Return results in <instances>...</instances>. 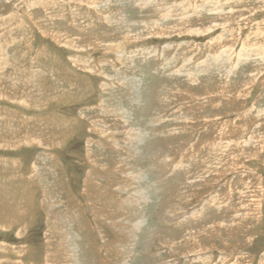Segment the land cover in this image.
Wrapping results in <instances>:
<instances>
[{"label": "rangeland", "instance_id": "obj_1", "mask_svg": "<svg viewBox=\"0 0 264 264\" xmlns=\"http://www.w3.org/2000/svg\"><path fill=\"white\" fill-rule=\"evenodd\" d=\"M263 34L264 0H0V264H264Z\"/></svg>", "mask_w": 264, "mask_h": 264}, {"label": "bare ground", "instance_id": "obj_2", "mask_svg": "<svg viewBox=\"0 0 264 264\" xmlns=\"http://www.w3.org/2000/svg\"><path fill=\"white\" fill-rule=\"evenodd\" d=\"M83 1V0H82ZM100 1V0H99ZM110 1V0H109ZM113 1V0H112ZM116 1H118V0H116ZM154 1H156V0H154ZM158 1V0H157ZM175 1V0H174ZM5 2V1H4ZM95 2V1H94ZM107 2V1H106ZM74 4V3H73ZM85 4V3H84ZM97 4H102V2L101 3H97ZM103 4H104V2H103ZM106 4V3H105ZM120 4V3H119ZM170 4V3H169ZM174 4V3H173ZM210 5V4H209ZM218 5V4H217ZM226 5V4H225ZM159 6V5H158ZM214 6H216V5H214ZM167 7V6H166ZM169 7V6H168ZM223 7V6H222ZM156 8H158V7H156ZM155 8V9H156ZM176 8V7H175ZM173 9V8H172ZM204 9H206V8H204ZM158 11V10H157ZM177 11V10H176ZM220 11L221 12H223L221 9H220ZM219 11V12H220ZM230 11V10H229ZM101 13V12H100ZM109 13L110 14H112V12L111 11H109ZM171 13V12H170ZM172 13H173V11H172ZM174 13H175V11H174ZM159 14V13H158ZM196 14V13H195ZM240 14V13H239ZM80 15V14H79ZM120 15V14H119ZM162 15V14H161ZM178 15V14H177ZM224 15V14H223ZM112 16V15H111ZM114 16V15H113ZM164 16H167V13H164ZM168 16H169V14H168ZM240 16V15H239ZM106 17V16H105ZM128 17V16H127ZM160 17V16H159ZM171 17V16H170ZM241 17V16H240ZM118 18H119V16H118ZM126 18V17H125ZM160 18H162V17H160ZM224 18H226L225 16H224ZM128 19H130V18H128ZM135 19V18H134ZM121 19H119L118 21L121 23V21H120ZM126 20V19H125ZM147 20H149V19H147ZM162 20H163V18H162ZM206 20V19H205ZM118 21H116V22H118ZM124 21V20H123ZM129 21V20H128ZM138 21V20H137ZM227 20L225 19L224 20V22H226ZM229 21V20H228ZM127 22V21H126ZM153 21H151L150 23H152ZM170 22V21H169ZM231 22V21H230ZM33 23V22H32ZM150 23H148V24H150ZM157 23V22H156ZM162 23V22H161ZM187 23V22H186ZM213 23V22H212ZM234 23V22H233ZM122 24V23H121ZM167 24V23H166ZM170 24H171V22H170ZM179 24H181L180 22H179ZM214 24V23H213ZM212 24V25H213ZM218 24H219V22H218ZM223 24V23H222ZM107 25H108V27H109V29H110V31L112 30V32L113 31H115V27H114V20L113 19H110V17H107ZM124 25V24H123ZM128 25V24H127ZM126 25V26H127ZM134 25V24H133ZM139 25H140V23H139ZM142 25V24H141ZM152 25H154V24H152ZM159 25H160V21H159ZM204 25H205V23H204ZM207 25V24H206ZM209 25V24H208ZM144 26H145V24H144ZM149 26V25H148ZM164 26V25H163ZM211 26V25H210ZM202 28H204L203 26H201ZM217 27V26H216ZM221 27V26H220ZM125 28H127V27H125ZM159 28V27H158ZM158 28H156V30L158 29ZM166 28V27H165ZM168 28V27H167ZM192 28V27H191ZM215 28V27H214ZM139 29V28H138ZM205 29V28H204ZM212 29V28H211ZM128 30V29H127ZM41 31V30H40ZM121 31H122V29H121ZM184 31V30H183ZM187 31H189L188 29H187ZM197 31V30H196ZM206 31V30H205ZM129 32V31H128ZM43 33V32H42ZM120 33V32H119ZM124 33H127V32H124ZM160 34V33H159ZM110 35V37L112 36L111 35V33L109 34ZM119 35V34H118ZM127 35H128V33H127ZM264 35V34H263ZM129 36H131L130 34H129ZM95 37H92L90 40H91V42L92 43H90V44H96L97 42H96V39H97V37L95 38V40H92V39H94ZM126 38V37H125ZM99 39H101V38H99ZM119 40V39H118ZM127 40V39H126ZM97 41H98V39H97ZM110 42V41H109ZM66 43V42H65ZM65 43H64V45H65ZM77 42L74 40H72V42L70 43V45L72 44V45H74V48H75V46L77 45L76 44ZM117 43V42H116ZM69 44V43H68ZM76 44V45H75ZM69 46V45H68ZM78 46V45H77ZM81 46V45H80ZM84 46V45H83ZM83 46H81V47H83ZM3 47V46H2ZM77 49V48H76ZM78 49H79V47H78ZM82 49H84V48H82ZM1 50H2V48H1ZM3 51V50H2ZM78 51H83V50H78ZM5 53V52H4ZM224 53V52H223ZM2 54V53H1ZM0 54V66H3V67H5L6 65L8 66V64L9 65H11L12 66V64L13 63H11L10 64V59L9 60H6V55L5 54H2L1 55ZM263 54V53H262ZM138 55V54H137ZM9 57L7 56V59H8ZM254 60V59H253ZM9 61V62H8ZM126 62V61H125ZM203 64H205V65H201V66H197V70L200 68V69H202V67H204V70L205 69H207L206 67L208 66V64L207 63H203ZM211 67V66H210ZM262 67V66H261ZM1 68V67H0ZM258 68V67H257ZM5 69H6V67H5ZM4 70V69H3ZM2 70V71H3ZM14 71H15V73L17 72V70L16 69H13ZM12 70V71H13ZM203 70V71H204ZM1 71V75L3 74V72ZM110 71V70H109ZM207 71V70H206ZM10 72V71H9ZM115 72V71H114ZM188 72V71H187ZM6 73V72H5ZM198 73V72H197ZM17 74V73H16ZM16 74H14V75H16ZM12 75V74H11ZM11 75H10V79L12 78L11 77ZM33 75V74H32ZM39 75V74H38ZM220 75V74H219ZM251 75V77H250V79L248 78L247 79V83H249V81H252L254 78H255V76H254V78H253V76H252V74H250ZM3 76V75H2ZM7 77H8V75H6ZM34 76V75H33ZM37 76V75H36ZM120 76V75H119ZM222 76V75H221ZM224 76V75H223ZM22 77V76H21ZM109 77V76H108ZM124 77V76H123ZM194 75H193V72H189L188 73V76L186 77V79H187V83L188 84H193V80H194ZM251 78H252V80H251ZM3 79L5 80H2V82H1V78H0V96H4L6 93V89L7 90H10V91H13L12 93H15L16 91V89H17V84H16V87H15V82H13V81H11L9 78V80L7 79H5L4 77H3ZM124 79H125V77H124ZM123 79V80H124ZM127 79V78H126ZM135 79V78H134ZM133 79V80H134ZM256 79V78H255ZM27 80V79H26ZM128 80V79H127ZM126 80V81H127ZM129 80H130V78H129ZM258 80V79H257ZM17 81V80H16ZM29 81H30V79H29ZM131 81V80H130ZM134 82V81H133ZM133 82H129L130 83V87H132L133 86ZM223 82V81H222ZM18 83V82H17ZM255 83V82H254ZM135 84V83H134ZM224 84V83H223ZM237 84V83H236ZM244 84H245V82H244ZM232 85V84H231ZM238 85V84H237ZM35 87V86H34ZM228 87V86H227ZM36 88V87H35ZM133 88V87H132ZM136 88V87H135ZM138 88V87H137ZM218 88H220V87H218ZM224 88V87H223ZM240 89H238V93H237V95L239 96V94L241 93V87H239ZM161 89V88H160ZM217 89V88H216ZM215 89V90H216ZM229 89V88H228ZM129 90H131V89H129ZM136 90V89H135ZM222 91H224V89H221ZM232 90V89H231ZM31 91V90H30ZM30 91H29V93H30ZM59 91V90H58ZM233 91V90H232ZM137 92V91H136ZM192 92V91H191ZM35 93V92H34ZM131 93H132V91H131ZM19 94V93H18ZM36 94V93H35ZM207 94V93H206ZM208 94H210V93H208ZM220 94V93H219ZM8 95V94H7ZM14 95V94H13ZM133 95V94H132ZM12 96V95H11ZM11 96H10V99H12L11 98ZM19 96H20V94H19ZM137 96V95H136ZM205 96V95H204ZM9 97V96H8ZM20 97H22V96H20ZM14 101H18V104L19 105H24V106H28V107H31L33 104H31L32 103V100L30 101V102H27L25 99L24 100H21V98H20V100H18V99H16L15 97H14ZM34 102V101H33ZM47 102V101H46ZM222 103V102H221ZM137 104H139V103H137ZM131 105V104H130ZM23 106V107H24ZM34 106H36V105H33V107ZM42 106V105H41ZM32 107V108H33ZM37 107H39V106H37ZM110 107V106H109ZM109 112H111V111H109ZM119 113H120V111H119ZM124 113V112H123ZM127 113V112H126ZM241 113V112H240ZM121 118H122V120L121 121H124L123 122V129L125 130V133L126 134H129V136H127V135H125L128 139H127V141H128V143H130V147H132V146H134L133 144L135 143V142H137L138 143V141H140L141 140V135L140 134H137L135 131V129L134 128H132V126H131V124H129L128 123V121H126L127 119H126V117L125 116H123L122 114L121 115H119ZM204 116V115H203ZM239 116V115H238ZM208 118V117H207ZM195 118L193 117V120H194ZM151 120V119H150ZM198 120V119H197ZM153 121V120H152ZM155 121V120H154ZM210 121V120H209ZM224 124V123H223ZM1 125V124H0ZM100 124H98V125H96L98 128H100L101 129V132L103 133V135H109L110 134V132H113V130L111 129V128H107L106 129V127H103V126H99ZM105 125V124H104ZM95 126V127H96ZM123 130V131H124ZM239 130V129H238ZM14 131V130H13ZM122 131V132H123ZM19 132V131H18ZM18 132L17 133H15V139H16V142H18L19 144L20 143H23V144H25V143H28V144H33V143H35V145H37L36 143H41V141L40 140H43V138L40 136V135H37L38 133L36 132V134H34V136H29V135H27V134H24L23 136H22V134L21 135H19L18 134ZM228 132V131H227ZM226 132V127H225V125H222V128H220V130L218 131V133L214 136V138L213 139H211V140H209V141H206V145L208 146L207 148H212V149H214V150H219L220 152L221 151H223V150H221V149H224V147H220V144L222 143V142H225L226 144L225 145H229V143L227 142V137L229 136V135H231V134H229V132L227 133ZM231 132V131H230ZM24 133V132H23ZM26 133H27V131H26ZM32 133V132H31ZM101 133V134H102ZM2 134V133H1ZM100 134V135H101ZM5 136V135H4ZM47 136V135H46ZM6 137V136H5ZM1 139H3V138H1ZM45 140H46V143L48 144L47 146H45L46 148L47 147H51V146H53V145H55V144H58L57 142L58 141H56V143H55V141L54 142H52L51 141V137H48V138H44ZM54 139V138H53ZM8 140V139H7ZM5 141H6V139H5ZM14 142H15V140H14ZM51 142V143H50ZM6 143V142H5ZM5 143H4V145H5ZM45 143V144H46ZM126 145H127V143H126ZM1 146H3V145H1ZM43 146V145H42ZM126 147V146H125ZM129 147V151L130 150H132L131 148ZM125 149V148H124ZM238 149V148H237ZM126 151V150H125ZM128 151V150H127ZM254 152V151H253ZM90 153V152H89ZM129 153H131V152H129ZM134 153V152H133ZM218 153V152H217ZM254 155V154H253ZM88 156V155H87ZM132 157V155H127V157L129 158V157ZM192 156V155H191ZM214 156V155H213ZM127 157H126V159H127ZM124 158V157H123ZM125 159V160H126ZM198 161V159H194V158H192V162L193 163H195V162H197ZM120 162V164H121V166H123V164H125V163H123L124 161L123 160H120L119 161ZM130 163V162H129ZM188 163V162H187ZM201 163V162H200ZM186 165V164H185ZM208 165V164H207ZM120 166V167H121ZM184 166V165H183ZM188 166V165H187ZM230 166V165H229ZM119 168V167H118ZM181 168V167H180ZM185 170V169H184ZM187 170V169H186ZM127 174V178L129 179V182H131L132 184L133 183H135L134 184V188H129V187H131V183H130V185L127 183V184H123L122 186L120 185V186H118V187H120L123 191H129V189H132V191H131V195L133 194V195H137V196H139L140 198H141V200L143 199V198H145L143 195V192H141V190H140V188L139 187H136L137 186V179H139V176H140V174L138 173V172H136V171H132V170H130V171H127L126 172ZM142 173V172H141ZM124 175V174H123ZM223 175V174H222ZM141 180H142V177H141ZM90 181V180H89ZM139 185V184H138ZM111 186V185H110ZM111 188V187H110ZM125 189V190H124ZM112 190V189H111ZM134 191H136L137 192V194H134ZM0 192H2V191H0ZM128 193V192H127ZM146 193V192H145ZM130 194V193H129ZM113 196V195H112ZM129 197H130V195H128ZM115 197V196H114ZM128 197V198H129ZM136 198V197H135ZM50 199V198H49ZM134 199V198H133ZM31 200V199H30ZM214 200V199H213ZM217 200V199H216ZM127 201V199L124 201V202H126ZM134 201H135V199H134ZM116 202V201H115ZM89 203V202H88ZM109 203V202H108ZM110 204V203H109ZM117 204V203H116ZM119 207V206H118ZM178 207V206H177ZM51 208V207H50ZM13 212V211H12ZM75 213H77L76 211H75ZM239 213V212H238ZM48 215H51V213L50 214H48ZM79 215V214H78ZM97 216H99V215H97ZM6 217V216H5ZM52 216H50V218H51ZM58 217V216H57ZM61 217V216H60ZM64 217V216H63ZM66 217L67 216H65V218H64V220L66 219ZM76 217H79V216H77L76 214H75V216H69V218H67L64 222H62V223H64L63 225L65 226V224L66 223H70L71 221H72V224H74L73 223V221L75 220V219H77ZM99 217H101V216H99ZM53 218V217H52ZM101 218H103V217H101ZM50 221V220H49ZM75 222V221H74ZM139 221L137 220V221H135V223H132L131 224V226H132V229H134V231L137 229V223H138ZM49 223H51L50 224V232H52L51 233V235H55V233L54 232H56L57 231V229H55L56 231H54L53 232V228L55 227V223L51 220ZM78 223V222H77ZM232 224H234V223H232ZM216 225V224H215ZM227 225H228V223H227ZM236 225V224H235ZM239 225V224H238ZM217 226V225H216ZM126 227V226H125ZM236 227V226H235ZM62 228V227H61ZM213 228V227H212ZM215 228V227H214ZM224 228H225V226H224ZM81 229V228H80ZM203 229V228H202ZM201 229V230H202ZM208 229H211L210 227L208 228ZM200 230V229H199ZM60 231V230H59ZM126 231V230H125ZM203 231V230H202ZM205 231H207V230H205ZM61 233H60V245L58 244V245H56V250H57V252L56 251H54L55 253H58V254H60V252L61 251H64L65 253H67L68 254V256L70 257L69 258V261H67L64 257H62V258H60V259H57L58 261H60V260H65V261H67V263L66 264H71L72 262H74V264H75V262H76V253L74 252V251H76V249H75V247H74V245L75 244H73V245H71V235L70 234H64V233H62V231H60ZM100 232H102V231H100ZM192 231H190V233H191ZM200 232V231H199ZM99 233V232H98ZM126 234V233H125ZM132 234V233H131ZM187 234V233H186ZM129 235V234H128ZM102 236V235H101ZM73 237V236H72ZM190 238H192L194 241H195V239H196V237H191L190 236ZM127 239V238H126ZM198 239V238H197ZM164 241V240H163ZM73 242V241H72ZM173 242V241H172ZM165 243H163V245H164ZM77 245V244H76ZM78 246V245H77ZM2 247V246H1ZM5 247V246H4ZM200 247H201V245L200 244H197V249H193L192 251H194V253H196V252H199L200 251ZM60 248H62V249H60ZM204 248H206V247H204ZM55 249V248H54ZM188 249V248H187ZM4 250H6V249H4ZM111 250V249H110ZM189 250V249H188ZM201 251H203V250H201ZM10 252V251H9ZM191 253V252H190ZM193 253V252H192ZM55 255V254H54ZM61 255V254H60ZM198 255V254H197ZM200 256V255H199ZM49 257V256H48ZM52 257V256H51ZM58 258H59V256H57ZM15 258H16V256H15ZM207 259H209V257H206V258H204V257H201V259H200V261H204V263H206V261H207ZM14 260V259H13ZM47 260V259H46ZM7 262V261H6ZM15 262V261H14ZM48 263V262H47ZM50 263V262H49ZM65 263V262H64ZM2 264V263H1ZM56 264V263H55ZM73 264V263H72ZM77 264V263H76ZM263 264V263H262Z\"/></svg>", "mask_w": 264, "mask_h": 264}, {"label": "crops", "instance_id": "obj_3", "mask_svg": "<svg viewBox=\"0 0 264 264\" xmlns=\"http://www.w3.org/2000/svg\"><path fill=\"white\" fill-rule=\"evenodd\" d=\"M15 249V248H14Z\"/></svg>", "mask_w": 264, "mask_h": 264}]
</instances>
